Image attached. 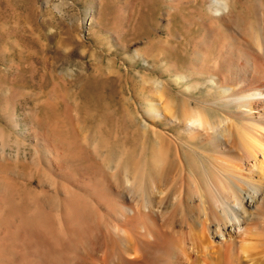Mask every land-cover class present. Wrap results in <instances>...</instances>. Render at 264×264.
Listing matches in <instances>:
<instances>
[{"label":"rangeland","instance_id":"obj_1","mask_svg":"<svg viewBox=\"0 0 264 264\" xmlns=\"http://www.w3.org/2000/svg\"><path fill=\"white\" fill-rule=\"evenodd\" d=\"M216 1L228 9L213 0H0V264L91 263L89 244L101 254L138 204L127 198L129 160L145 184L161 145L171 155L182 146L194 169L198 151L212 153V140L172 113L240 114L234 93L264 82L244 58L247 43L264 56V0ZM215 82L234 91L221 96ZM248 241L250 255L238 243L230 256L264 264V235Z\"/></svg>","mask_w":264,"mask_h":264},{"label":"bare ground","instance_id":"obj_2","mask_svg":"<svg viewBox=\"0 0 264 264\" xmlns=\"http://www.w3.org/2000/svg\"><path fill=\"white\" fill-rule=\"evenodd\" d=\"M213 2L220 7L218 11L228 9L225 1ZM246 7L257 16L254 6ZM247 35L251 42V33ZM258 37L264 40V34ZM245 47L244 58L253 61L248 70H253L257 78L262 75L264 80V60H260L264 56L259 57L248 43ZM216 84L221 96L234 91L231 86ZM234 95L240 114L231 112L211 120L203 119L201 114L172 113L179 123L205 134L204 140H212V153L198 151L201 163L197 168L189 165L182 146L176 147L171 155L161 145L160 158L150 166L147 182L140 184L141 173L133 161L127 162L124 167L127 198L138 204L135 203V208L127 206L124 234L121 236L116 229L119 238L106 237L101 254L89 244L88 264H114L116 260L120 264H240L239 251L234 249L233 258L229 250L231 245L237 248L238 243L240 253L250 255L248 252L256 244L247 240L264 235V82L240 89ZM256 109L259 118L249 122L245 115L250 116ZM223 144H229L237 154L220 151L218 147ZM156 210L162 221L158 220ZM135 217L147 219L140 223ZM131 243L135 246L131 247ZM201 256H208V263L196 261Z\"/></svg>","mask_w":264,"mask_h":264}]
</instances>
